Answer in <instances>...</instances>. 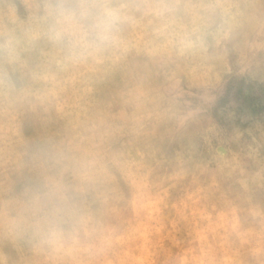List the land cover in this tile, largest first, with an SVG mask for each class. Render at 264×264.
Here are the masks:
<instances>
[{"label": "rangeland", "instance_id": "rangeland-1", "mask_svg": "<svg viewBox=\"0 0 264 264\" xmlns=\"http://www.w3.org/2000/svg\"><path fill=\"white\" fill-rule=\"evenodd\" d=\"M147 39L130 29L122 55L64 75L40 106L0 98V199L45 139L90 149L104 176L90 236L39 249L0 220V264H264V51L254 74L231 47L161 62Z\"/></svg>", "mask_w": 264, "mask_h": 264}, {"label": "clouds", "instance_id": "clouds-1", "mask_svg": "<svg viewBox=\"0 0 264 264\" xmlns=\"http://www.w3.org/2000/svg\"><path fill=\"white\" fill-rule=\"evenodd\" d=\"M141 26L161 62L231 47L249 71L261 70L254 56L264 51V0H0V98L42 105L64 75L122 55L129 30ZM31 159L24 189L0 199L5 231L52 250L90 236L99 159L52 139L32 145Z\"/></svg>", "mask_w": 264, "mask_h": 264}]
</instances>
